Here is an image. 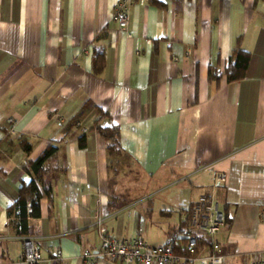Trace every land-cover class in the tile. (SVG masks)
<instances>
[{
  "label": "crops",
  "instance_id": "obj_1",
  "mask_svg": "<svg viewBox=\"0 0 264 264\" xmlns=\"http://www.w3.org/2000/svg\"><path fill=\"white\" fill-rule=\"evenodd\" d=\"M117 2L0 0V264H20L24 235L7 209L32 179L25 165L55 140L51 195L30 219L41 264L59 249L64 264L98 251L97 214L117 238L179 239L181 214L203 194L226 217L215 235L225 264H247L264 252V0H146L132 5L125 30L113 19ZM237 44L250 59L228 81ZM113 124L119 155L95 129Z\"/></svg>",
  "mask_w": 264,
  "mask_h": 264
},
{
  "label": "built area",
  "instance_id": "obj_2",
  "mask_svg": "<svg viewBox=\"0 0 264 264\" xmlns=\"http://www.w3.org/2000/svg\"><path fill=\"white\" fill-rule=\"evenodd\" d=\"M144 5L146 0H118L113 19L122 29L130 23L132 5ZM171 46V43H168ZM9 132L14 134L17 119L10 117ZM226 173L217 176V182H225ZM264 220V213L260 215ZM185 228L178 239L165 244L152 245L142 235L117 238L108 233L101 214L95 217L94 225L98 230L99 250L86 249L82 252L81 264H96L99 256L108 260H119L123 264H225V256L215 239L219 228L225 223L226 217L220 211L218 202L210 194L201 195L188 212L181 214ZM22 238L20 264H41L45 261L38 243L33 236ZM207 238V239H206ZM184 240V242H181ZM49 264H64L62 250H57L47 259ZM247 264H264V252L250 256Z\"/></svg>",
  "mask_w": 264,
  "mask_h": 264
},
{
  "label": "trees",
  "instance_id": "obj_3",
  "mask_svg": "<svg viewBox=\"0 0 264 264\" xmlns=\"http://www.w3.org/2000/svg\"><path fill=\"white\" fill-rule=\"evenodd\" d=\"M249 59L250 53L237 44L230 57V62L223 71L227 80L234 81L243 78L248 67ZM104 66V50L96 48L94 50V72H100ZM220 75L221 74L216 70L215 72L210 73V78H218ZM96 109L102 111L99 107ZM84 115L85 110H82L75 115L66 125L64 133H69ZM95 129L107 140V149L110 155H119L122 153L118 125L96 126ZM22 143L26 151L31 149V144L29 142L22 141ZM85 143L86 135L83 134L79 138V145L83 147ZM60 146V141L55 140L39 155V157L35 160L29 161L25 165L26 170L32 171V179L21 185L18 196L7 209L8 215L17 219L15 226L19 228L17 229L18 233L24 235L22 237L30 236V219L40 217L41 215V198L45 195L49 197L51 195V182L48 179L49 172H54L57 169L56 166H52V163L57 156ZM29 201H31L30 205L28 204ZM181 242H184V240Z\"/></svg>",
  "mask_w": 264,
  "mask_h": 264
}]
</instances>
